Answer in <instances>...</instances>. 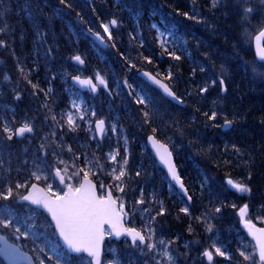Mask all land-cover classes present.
I'll use <instances>...</instances> for the list:
<instances>
[{
    "label": "snow or ice",
    "instance_id": "obj_1",
    "mask_svg": "<svg viewBox=\"0 0 264 264\" xmlns=\"http://www.w3.org/2000/svg\"><path fill=\"white\" fill-rule=\"evenodd\" d=\"M169 6L176 16L202 25L212 35L225 37L226 42L231 34L232 52L213 49L196 37L197 48L205 49L202 55L207 63L200 62L188 52L187 41L174 25H166L161 31L155 23L150 28L155 30L160 53L149 51L139 23V3L124 8L119 2L112 5L126 9L137 21L125 38L122 17L102 15L95 6L94 19L87 17L77 10V0H0V50L15 62L18 74L13 83L7 70L0 73V92L12 85L11 100H0L2 264H179L181 255L190 256L191 242L165 228L172 212L152 185L161 172L157 162L166 171L161 183H167L169 196H178L175 218L188 219L189 234L194 230L193 220L211 234L212 243L198 250V259L192 264H264V227H257L251 219V203L238 206L224 191L227 185L235 193L251 197L257 161L264 163V127L261 140L254 144L226 143L223 156L213 153V145L200 128L230 131L247 119V111H240L236 105L229 118L217 101L224 104L230 79L237 73L253 86L264 85V0H189L188 10ZM159 11L152 8L153 15ZM72 13L75 21L70 19ZM13 15L19 19L14 21ZM57 22L62 29L67 25L68 36L77 42L88 41L98 53L110 50L114 56L108 59L124 72L123 78L114 68H94L84 75L85 55L70 47V39L61 43L63 32L56 31ZM253 41L257 42L256 57L245 59L241 53ZM28 43L31 48L21 56L18 47L23 52ZM185 52L195 64L189 72L186 95L177 91L180 81L172 71L173 67L179 71ZM157 55H166L177 64H170L166 74L145 70L143 64H154ZM42 66L46 88L41 87L38 76L35 82L32 79ZM197 68L204 80L193 92ZM132 74L160 91L154 93L144 80L130 82ZM57 78L68 97L64 108H60L62 101L53 87ZM213 89H218L216 99L204 109L203 102ZM26 92L34 107L19 115L10 105L22 101ZM84 92L89 94L87 99L82 98ZM189 105L193 114L185 117V124L171 109L181 106L177 111L183 115L182 108ZM221 118L223 123H219ZM259 122L264 126V112ZM130 128L134 129L131 140ZM81 132L85 134L83 143H79ZM136 133L146 140L155 159L142 147L140 162L135 163L130 145L138 138ZM186 148L196 155L215 156L217 169L243 168L246 176L237 180L225 172L224 182L214 185L189 155L198 177V188L190 187L180 170L182 165L176 162ZM100 174L110 177L107 184L94 181ZM197 201L201 205L199 215L193 217L192 206ZM226 208L235 210L240 227L250 238L247 245L240 243L234 251L219 237L218 230L214 231V220L222 219ZM258 208L257 219L264 223V199Z\"/></svg>",
    "mask_w": 264,
    "mask_h": 264
},
{
    "label": "trees",
    "instance_id": "obj_2",
    "mask_svg": "<svg viewBox=\"0 0 264 264\" xmlns=\"http://www.w3.org/2000/svg\"><path fill=\"white\" fill-rule=\"evenodd\" d=\"M53 3H57L58 0H52ZM119 2L121 5V8H124L125 5L127 6H134L136 3H139L142 5L140 8V15L141 19L139 23L141 24V27L143 29V37L146 41V44L148 46L149 51H154L157 54L160 53V48L155 43V30L150 28V25L155 23L158 28H160L161 31L165 30L166 25H174L178 34L182 37V39L187 41L188 46V52H191L192 57H194L196 60L207 63L202 55V52L205 51L203 47L197 48V40L195 39L198 37L200 40L206 42L209 44L213 49H219L222 52L231 53L232 52V36L231 34L227 37V42L225 37L222 36H214L209 31L205 30V28L202 25H197L195 22L191 20H186L182 16H176L175 12L172 11V6L180 7L182 10H188L189 8V0H90L88 2L84 0H77V10H82L83 13L87 17L92 16V7H97L102 15H111L112 13H115L117 17L123 18V28L121 31L123 32L125 38L127 37V32L132 30L137 21L133 18V15L129 13V11L121 10L118 8L112 7L113 3ZM201 3H203V0H201ZM158 8L160 9L159 13L156 15L152 14V8ZM13 11H15V4L13 5ZM12 19L18 20L19 17L16 15L12 16ZM70 19L75 21V14L72 13ZM67 25L64 26L62 29L59 22L56 24V31L63 32V37L61 38V43L66 44L67 39L71 40L70 47L72 48H78V50L85 55L87 60V67L84 70H88V72H91L92 69L97 68L102 71L107 69L114 68L117 75L122 79L124 76V72L121 71L120 67L118 65L113 64L108 57L114 56V54L108 50L106 53H98L92 45L85 41L84 39H80L78 42L76 39L71 38L68 36ZM31 39V36L29 37ZM18 42V41H17ZM19 43V42H18ZM31 48V44L28 43L24 45V51L21 52L20 48L18 47L17 51L18 53L23 56L29 49ZM181 54V53H178ZM242 56L245 57V59H253V51L252 46L245 45V51L241 53ZM31 60V57H29V62ZM176 65L177 62L171 61L166 55L162 58L157 55L154 60V64H143V68L146 70L151 71L153 74L159 70L162 73L166 74V71L168 70L169 65ZM180 68L179 71H176V68L173 67L172 71L175 73L176 77L180 81L178 84L177 91L181 94L186 95V87L188 86V81L190 79L189 72L191 71L192 67L195 66V64L192 62V60L188 57L187 53H183V59L179 62ZM209 69H211V64H208ZM7 70L11 74V78L13 83L15 82L17 78V73L15 70V62L11 59L9 55H7L6 52L3 50H0V73ZM133 73H135V70H133ZM49 75H51L49 73ZM37 76L39 77L41 81V87H47V84L43 83L44 80V71L43 66L41 67V71L39 74L34 75L32 77L33 81L35 82L37 80ZM204 80V74H201L199 72V69L197 68V72L195 75V82L191 85V89L193 92H196V85L202 84ZM135 81L139 83L141 80L138 78L137 75L132 74L130 75V82ZM167 83V81H165ZM230 87H235L237 84L239 85V103L235 104L239 107L240 111H247V119L243 122H241L239 125L237 131L230 130L227 132L221 131V129H215V128H209L204 129L202 125H200L201 131L204 133L205 139L210 142L213 145V153L219 156L224 155V148L225 144H231L232 142H239L244 144H254L255 142L261 140V130L262 126L260 124V117L262 112H264V95H261L262 90H258V88L253 87V85L246 79L243 78L242 74L237 73L235 74L234 78L230 79ZM53 87L55 89L56 96L59 97L62 101L60 104V108H64L67 104V94L63 92V83L62 81L57 78L54 83ZM148 87V86H147ZM12 85L9 84L6 86L5 90L3 92H0V100L7 99L11 100L12 92H11ZM149 89H152V87H148ZM215 90L209 92L212 93ZM28 92L31 91L30 88L27 89ZM156 92V91H155ZM243 94V95H241ZM88 93H82V98L87 99ZM249 98L251 100H256L257 103H248ZM189 101L193 99V97H187ZM214 99H207V101L203 102V108L208 109L211 107V102ZM241 101V102H240ZM91 102V101H90ZM36 103H39V101H36ZM97 106L100 104V99L98 98L96 100ZM11 107H14L19 115H23L25 111H29L31 107H34V104L31 100V98L27 95V92L24 95V98L20 102H12L10 105ZM20 106H25V110L21 111ZM217 106L221 107L220 101H217ZM227 107V111L229 113V110L232 112L234 103H225ZM181 106H175L171 109L172 114L176 116L178 119L181 120L182 123H187V120L185 117L191 116L193 114L192 107L189 105L187 107L182 108L183 115L180 114V112L177 111V108H180ZM60 109H57L59 112ZM231 112L229 113V117L231 118ZM199 117V113H195ZM200 119H203L200 117ZM222 119V118H221ZM220 119V120H221ZM219 120V123H220ZM134 131V129L130 128L129 138L131 140V132ZM137 139L131 143L130 147L132 150V153L135 157V163L140 162V153L141 148L144 147V150L147 154H150L149 149L146 146V140L139 139L140 133H136ZM85 134L83 132L80 133V142L83 143ZM177 142H179V138H177ZM185 147L187 146V140L183 141ZM79 144H77V147ZM93 149H95V145L92 146ZM105 151H107V145H105ZM92 150H89L88 155L91 157ZM191 155L194 160H196L199 164V170L203 172H207L209 178L211 179L212 183L214 185H220L224 182L225 178V172H229L231 176L234 179L239 180L241 178V175L246 176V172H244L243 168H221L217 169L214 166L215 162V156H203V155H196L194 150L187 149L186 151L181 153L179 157H176V162L181 164V171L185 174L187 183L191 187L195 185L198 188V184H196V181L198 179L197 177V170L194 168L192 160L188 159L187 157ZM148 160L145 159V164L147 165ZM257 169L254 172V178L251 181L252 185V195L251 197L247 195H241L238 193H235V191L229 190L224 185V191L225 194L228 196V200L230 202L236 203L238 206L242 205L246 201L251 203V219L253 222L257 223L258 225H264V223L260 222L257 219V215L259 212L258 205L262 199H264V163L257 161ZM158 167V166H157ZM160 168V167H158ZM161 169V168H160ZM151 170V169H150ZM166 175L164 174L163 170L161 169V172L157 175H155L154 179L152 180V185H155L157 192L161 195L165 202V206L172 212V215L167 217L165 221V228L169 232H178L182 234V236L189 242H191V252L190 256L188 258H185L183 255L180 256L179 264H192V261L194 258L198 259V250L202 249L203 247H207L212 243V240L209 239L210 233H207L204 230V227L202 225L196 224V222L193 220V232L189 234L186 231V228L188 226V219L185 217L182 220H177L176 214L178 213L179 209V202H178V196L176 194H173L172 196H169L168 192V185L167 183H161V181L164 179ZM94 179L101 183L103 181L105 184L110 180V177L106 174H100V178ZM151 187V185H150ZM207 192V190H205ZM131 189H129V198ZM117 195H120L117 193ZM2 203V202H0ZM200 202L197 201V203L192 206L193 207V217L196 215H199V208H200ZM182 215V214H181ZM139 217H137V220ZM214 224L216 225V229L214 231L218 230L219 237L221 239H224L228 244L229 247L234 251L238 244L243 243L247 245L248 239L244 235V233L239 228V221L238 217L235 215V210L232 208H226L224 210L223 218L219 220H214ZM239 229V231H237ZM179 243H183V241H180ZM112 245H109L111 247ZM248 251H252L251 248H247ZM184 249H181V252H183ZM206 264V262H205Z\"/></svg>",
    "mask_w": 264,
    "mask_h": 264
},
{
    "label": "flooded vegetation",
    "instance_id": "obj_3",
    "mask_svg": "<svg viewBox=\"0 0 264 264\" xmlns=\"http://www.w3.org/2000/svg\"><path fill=\"white\" fill-rule=\"evenodd\" d=\"M239 94H240V91H239V89H237V87H236V89H235L233 95H232V93H231L230 91L228 92V94H227V98H232V97H233L235 103H239V100H240V98H239ZM248 103H257V102H256V100H250V101H248Z\"/></svg>",
    "mask_w": 264,
    "mask_h": 264
},
{
    "label": "water",
    "instance_id": "obj_4",
    "mask_svg": "<svg viewBox=\"0 0 264 264\" xmlns=\"http://www.w3.org/2000/svg\"><path fill=\"white\" fill-rule=\"evenodd\" d=\"M256 41H253V46H254V52H255V56H256V51H257V49H256ZM145 79V78H144ZM150 83V82H149ZM153 86H155V85H153ZM156 87V86H155ZM150 147V146H149ZM151 148V147H150ZM152 150V149H151ZM159 163V162H158ZM162 166V165H161ZM257 227H259V226H257ZM247 234V233H246Z\"/></svg>",
    "mask_w": 264,
    "mask_h": 264
},
{
    "label": "bare ground",
    "instance_id": "obj_5",
    "mask_svg": "<svg viewBox=\"0 0 264 264\" xmlns=\"http://www.w3.org/2000/svg\"><path fill=\"white\" fill-rule=\"evenodd\" d=\"M249 100H251V98H249ZM21 107V111L25 110V106H20Z\"/></svg>",
    "mask_w": 264,
    "mask_h": 264
}]
</instances>
